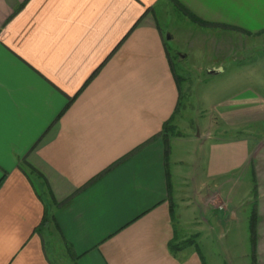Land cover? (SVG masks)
I'll use <instances>...</instances> for the list:
<instances>
[{
  "label": "crops",
  "instance_id": "1",
  "mask_svg": "<svg viewBox=\"0 0 264 264\" xmlns=\"http://www.w3.org/2000/svg\"><path fill=\"white\" fill-rule=\"evenodd\" d=\"M160 3L217 28L228 49L226 32L242 53L264 37V0H0V264H57L50 227L71 244L72 264H207L212 247L199 239L168 246L180 217L171 178L184 158L204 201L195 236L216 239L225 264L248 258L231 237L230 203L238 179L250 182V258L264 264V72L259 86L218 98L203 128L163 139L179 86Z\"/></svg>",
  "mask_w": 264,
  "mask_h": 264
},
{
  "label": "rangeland",
  "instance_id": "2",
  "mask_svg": "<svg viewBox=\"0 0 264 264\" xmlns=\"http://www.w3.org/2000/svg\"><path fill=\"white\" fill-rule=\"evenodd\" d=\"M166 4V5H165ZM160 3L157 7V22L165 30V36H170L167 40L170 46L169 53L175 65V71L181 76V102L176 114L171 121L175 129V134L192 135L198 128H203L212 104L221 96L232 92L245 85L259 86L258 78L264 72V37H254L249 40L250 50L247 53L239 51L241 37L233 31L226 32L227 37H231V42L235 49L225 48L224 37L217 28H208L198 21L188 18L180 10H177L170 3ZM165 6L168 9H165ZM225 33V32H222ZM227 44V42H226ZM238 50V51H237ZM182 55V56H181ZM212 66H222L223 72L218 75H208L207 70ZM218 67V68H219ZM228 91V92H226ZM264 93V90H262ZM227 136H234L237 131L226 133ZM170 148L173 149V160L177 147L174 146L173 139L170 140ZM189 144H182L178 155L185 154L189 150ZM182 158V157H181ZM183 159V158H182ZM188 158L181 160L176 167L177 172L171 178L173 211L177 228L175 229V241L191 238L194 245L187 246L197 248L196 242L203 252L207 253V246L212 247L211 256L205 255L207 264H225L222 252L218 247L216 239L208 243L206 239L201 242L202 234L195 236L196 228L194 223L199 218L200 206L204 201H200L194 192L193 181L190 179V163ZM174 170V167H171ZM237 182V181H235ZM239 189L234 190L233 199L230 203L236 212L231 226V237L237 239V250L245 247L248 258L242 257L233 264H253L250 258L249 240V219L253 206V192L250 190V182L239 180ZM238 184V183H237ZM234 185V183H233ZM208 201V197H205ZM220 204L222 201L219 202ZM237 208H236V207ZM232 214H230L231 216ZM200 222V218H199ZM50 232L46 234L45 240L47 250L57 264H72L66 246L64 245L55 227H50Z\"/></svg>",
  "mask_w": 264,
  "mask_h": 264
},
{
  "label": "trees",
  "instance_id": "3",
  "mask_svg": "<svg viewBox=\"0 0 264 264\" xmlns=\"http://www.w3.org/2000/svg\"><path fill=\"white\" fill-rule=\"evenodd\" d=\"M202 24H206V23L202 22ZM169 49H170V47H169ZM171 68L173 69L174 77H175V79L177 81V85L179 86V97H178L177 105H176V108H175L173 114L162 125V129L160 131V134L163 136V139H165V137L167 135H176L175 134V129H174L173 125L171 124V121L173 120V118H174V116L176 114V111L178 110V107L180 106V102H181V88H180L181 87V76L176 73L175 65H174V63L172 61V58H171ZM177 135H179V134H177ZM167 152H168V149H165V155L167 154ZM2 179H3V177L0 178V183H1ZM170 211L171 212L173 211V201L172 200L170 202ZM47 220L48 219L44 220V218H43V221L40 223V225L37 227V229L41 231L43 229L44 224H45V222ZM56 228L58 229L57 226H56ZM249 230H250V243H251V247H252V256H253V259H254L255 258V250H254V248H255V240H256V213L255 212H253L252 215L250 216ZM174 239H176L175 235L173 236V238L171 239V241L168 244L169 249L173 253H177V252L185 249L187 246L194 245L193 242H192L193 240L191 238L183 239V240H180V241H175ZM62 241H63L64 245L66 246V249H67L69 257L71 259H73L74 258V254H73L72 249H71V244L68 243V241H66L65 239H63V237H62ZM254 262H255V260H254Z\"/></svg>",
  "mask_w": 264,
  "mask_h": 264
},
{
  "label": "water",
  "instance_id": "4",
  "mask_svg": "<svg viewBox=\"0 0 264 264\" xmlns=\"http://www.w3.org/2000/svg\"><path fill=\"white\" fill-rule=\"evenodd\" d=\"M167 37V39H169L170 38V36L168 35V36H166ZM182 56V55H181ZM210 72H214L213 70H210Z\"/></svg>",
  "mask_w": 264,
  "mask_h": 264
}]
</instances>
